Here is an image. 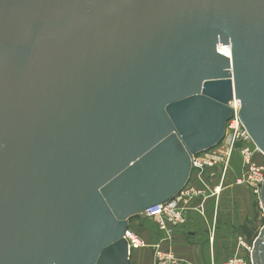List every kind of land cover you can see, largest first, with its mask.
<instances>
[{"label": "water", "instance_id": "1", "mask_svg": "<svg viewBox=\"0 0 264 264\" xmlns=\"http://www.w3.org/2000/svg\"><path fill=\"white\" fill-rule=\"evenodd\" d=\"M232 101L264 155V0H0V264H132Z\"/></svg>", "mask_w": 264, "mask_h": 264}, {"label": "built area", "instance_id": "2", "mask_svg": "<svg viewBox=\"0 0 264 264\" xmlns=\"http://www.w3.org/2000/svg\"><path fill=\"white\" fill-rule=\"evenodd\" d=\"M229 107L233 114L226 123L223 139L214 148L191 158V173L186 185L168 202L140 214L155 222L163 236L159 243L170 241L175 231L185 225L191 202L209 196L219 198L226 186L227 176L231 173L235 154L239 155L242 168L240 174L234 177L233 185L245 188L254 198L260 199L264 182V155L253 145L240 122L239 103L232 101ZM124 239L127 241L129 257L131 251L149 247L153 253V264H189L178 260L172 252L163 251L159 243L146 245L129 229L126 230ZM237 244L245 255H236L220 264H254L251 258L252 246L246 245L242 237L237 238Z\"/></svg>", "mask_w": 264, "mask_h": 264}, {"label": "crops", "instance_id": "3", "mask_svg": "<svg viewBox=\"0 0 264 264\" xmlns=\"http://www.w3.org/2000/svg\"><path fill=\"white\" fill-rule=\"evenodd\" d=\"M234 156L241 162L238 154ZM235 176L228 174L226 186L218 199L209 196L191 202L185 225L175 231L170 241L159 243L163 236L155 222L142 215L132 218L130 227L133 231L130 230L146 245L159 243L163 251H170L178 260L189 264H220L236 255L244 256L245 253L238 248L237 238L251 232L254 242L264 225V216L262 224H254L251 208L245 206L253 196L248 190L233 185ZM129 258L132 264L154 262L149 247L131 251Z\"/></svg>", "mask_w": 264, "mask_h": 264}, {"label": "rangeland", "instance_id": "4", "mask_svg": "<svg viewBox=\"0 0 264 264\" xmlns=\"http://www.w3.org/2000/svg\"><path fill=\"white\" fill-rule=\"evenodd\" d=\"M237 155V154H235ZM235 157V156H234ZM241 168H242V163L240 162L239 158H234L233 160V167H232V170H231V173H232V176L234 175H238L240 174L241 172ZM231 180L233 178H230ZM245 189V188H244ZM249 205H245V206H250L251 208V211H252V217H253V220H254V224H262L263 222V216H264V213L262 211V208H261V204L259 202V200H257L256 198L254 199L253 197L249 199ZM132 220L133 219H130L128 221V229L132 230V228L130 227L131 224H132ZM133 231V230H132ZM247 244L248 246H252L253 244V234H251V232H249L248 234H245L243 235V238H242Z\"/></svg>", "mask_w": 264, "mask_h": 264}, {"label": "bare ground", "instance_id": "5", "mask_svg": "<svg viewBox=\"0 0 264 264\" xmlns=\"http://www.w3.org/2000/svg\"><path fill=\"white\" fill-rule=\"evenodd\" d=\"M219 52L225 56H229V51L227 48H222V47H219L218 48Z\"/></svg>", "mask_w": 264, "mask_h": 264}]
</instances>
